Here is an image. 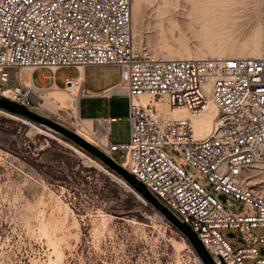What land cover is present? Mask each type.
Segmentation results:
<instances>
[{
	"label": "built area",
	"instance_id": "built-area-1",
	"mask_svg": "<svg viewBox=\"0 0 264 264\" xmlns=\"http://www.w3.org/2000/svg\"><path fill=\"white\" fill-rule=\"evenodd\" d=\"M259 9L260 57L154 60L134 53L131 0H0V93L30 105L37 88L21 80L22 69L116 67L106 94L127 99L128 141L106 135L98 148L189 225L215 261L264 264V194L253 182L264 166V0ZM209 102L216 115L202 138L158 108L196 115ZM167 151L181 152L197 174ZM231 200L247 207L232 214ZM220 230L243 246L233 249Z\"/></svg>",
	"mask_w": 264,
	"mask_h": 264
},
{
	"label": "rangeland",
	"instance_id": "rangeland-1",
	"mask_svg": "<svg viewBox=\"0 0 264 264\" xmlns=\"http://www.w3.org/2000/svg\"><path fill=\"white\" fill-rule=\"evenodd\" d=\"M215 1L217 16L225 19L215 26L208 23L210 31L226 33L229 40L224 45L250 43L261 28L259 0ZM193 6L192 0H144L134 53L157 60L169 54L206 52L203 39L190 33L201 29L188 16ZM59 70L76 74L77 69ZM117 78L114 66L86 67L90 89L105 88ZM26 79L29 76L21 74V80ZM31 101L30 106L54 121L76 133L80 129L65 107L47 109L36 96ZM127 106L126 98L112 97L82 99L79 109L82 117L118 119L110 123L108 134L110 143L119 145L128 141ZM167 154L197 174L181 152ZM114 157L119 160V154ZM201 185L208 187L206 182ZM231 203L232 214L247 207L235 200ZM229 232L235 234L231 230L219 233L233 249L242 247L237 237L226 236ZM261 232L252 231L256 236ZM0 264L201 263L177 231L99 162L57 135L0 114Z\"/></svg>",
	"mask_w": 264,
	"mask_h": 264
},
{
	"label": "bare ground",
	"instance_id": "bare-ground-1",
	"mask_svg": "<svg viewBox=\"0 0 264 264\" xmlns=\"http://www.w3.org/2000/svg\"><path fill=\"white\" fill-rule=\"evenodd\" d=\"M194 6L189 8V15L192 19L193 24H200L199 32H190L198 38L203 39V45L206 47L207 51H200L196 54L181 53L177 55H166L162 56L157 60H169V59H203V58H256L261 56L262 51V30L259 28L253 37L252 41L248 44L242 46H230L224 45L228 43L229 36L224 32H213L210 31L208 23L211 25H216V21L220 22L222 16H217L218 10L216 8L215 0H192ZM143 2L144 0H131V35L132 42L135 36L139 34L142 19H143ZM225 19V18H222ZM191 26V25H189ZM196 31V30H195ZM71 86L67 85L66 88H56L52 87L46 90H34L37 100L42 103V106L47 109H52L57 107V105L65 107L68 115L75 119L79 124L80 129L76 130L77 134L83 138L85 141L100 147L105 143V136L107 134V126H104V131L94 128L95 123L93 120H85L78 118V101L77 97L83 92H81V84L83 82V72L80 68L79 76L71 79ZM8 96L7 93L3 94ZM159 110L178 120H186L190 123L193 134L195 138L204 137L211 128L213 119L216 115V108L212 102L201 111L199 114L192 115L189 114L184 109H174L172 111L165 110L164 107L159 106ZM57 109V108H56ZM0 114H3L0 112ZM5 115V114H3ZM8 116V115H5ZM10 118L20 120L18 118L8 116ZM24 124L31 127H35L33 124L20 120ZM46 134V133H45ZM48 134V133H47ZM256 174L253 182L259 186L258 189L264 194V167L258 166L253 169Z\"/></svg>",
	"mask_w": 264,
	"mask_h": 264
},
{
	"label": "water",
	"instance_id": "water-1",
	"mask_svg": "<svg viewBox=\"0 0 264 264\" xmlns=\"http://www.w3.org/2000/svg\"><path fill=\"white\" fill-rule=\"evenodd\" d=\"M0 112L27 121L74 145L114 174L122 185L127 187L142 202L149 205L153 211L177 231L185 239L187 245L201 264H225L219 256H217V261H215L198 239L196 233L191 230L190 226L174 216L167 206L152 195L141 181L137 180L133 174L105 155L97 146L85 141L69 127L54 121L32 106L17 102L10 97L4 96L2 93H0ZM226 236L233 238L232 233H227ZM260 253H262V250H260Z\"/></svg>",
	"mask_w": 264,
	"mask_h": 264
},
{
	"label": "crops",
	"instance_id": "crops-1",
	"mask_svg": "<svg viewBox=\"0 0 264 264\" xmlns=\"http://www.w3.org/2000/svg\"><path fill=\"white\" fill-rule=\"evenodd\" d=\"M71 71L59 70V69L57 70L22 69L20 73L29 76V79H26L25 81H23L26 85H32L35 88H38L40 90H46L52 87H56V88H61L62 86L66 87L68 85L66 83V79L71 80L73 78H76L79 76V73H80V70H74L76 74L71 73ZM58 72H60L59 75H58ZM82 72H83V82L81 84V89H82L81 92H83V94L77 97L78 116L81 119L93 120L95 123L97 122L96 124L101 126L100 130L104 131V126H106V123L113 122L112 120L115 118L114 117H101V116H94V115L91 117L90 116L82 117L81 111L79 109L80 101L84 99V100H88L92 102V101H98V100H109L112 97H116V96H111V95L109 96L106 93L116 85L117 81L114 84L106 86L105 88H102L100 90H93V89L86 87V68L82 69ZM109 125H108V130H109ZM106 135H107V140L109 141L108 131Z\"/></svg>",
	"mask_w": 264,
	"mask_h": 264
}]
</instances>
